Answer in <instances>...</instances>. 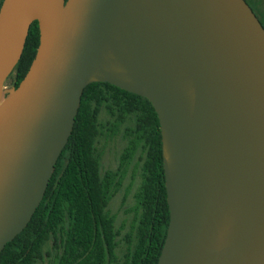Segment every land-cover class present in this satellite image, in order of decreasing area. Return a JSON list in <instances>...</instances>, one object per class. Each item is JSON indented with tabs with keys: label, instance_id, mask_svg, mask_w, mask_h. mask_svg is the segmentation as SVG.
<instances>
[{
	"label": "water",
	"instance_id": "water-1",
	"mask_svg": "<svg viewBox=\"0 0 264 264\" xmlns=\"http://www.w3.org/2000/svg\"><path fill=\"white\" fill-rule=\"evenodd\" d=\"M34 20V57L6 89ZM92 82L157 114L169 219L155 264H264V26L246 0L1 1L0 251Z\"/></svg>",
	"mask_w": 264,
	"mask_h": 264
},
{
	"label": "trees",
	"instance_id": "trees-1",
	"mask_svg": "<svg viewBox=\"0 0 264 264\" xmlns=\"http://www.w3.org/2000/svg\"><path fill=\"white\" fill-rule=\"evenodd\" d=\"M2 0H0L1 3ZM39 42L37 21L31 22L20 58L14 66L13 87L26 73ZM11 72V73H12ZM103 106L117 124L132 115V138L121 154L124 164L140 146L144 153L135 198L136 217L122 236L125 252L116 254L119 231L106 206L120 179L118 170H99L95 148L97 113ZM169 219L162 167L159 121L150 102L108 82L87 84L66 144L45 192L30 220L0 251V264H36L51 240L50 264H155Z\"/></svg>",
	"mask_w": 264,
	"mask_h": 264
},
{
	"label": "rangeland",
	"instance_id": "rangeland-1",
	"mask_svg": "<svg viewBox=\"0 0 264 264\" xmlns=\"http://www.w3.org/2000/svg\"><path fill=\"white\" fill-rule=\"evenodd\" d=\"M259 21L264 26V0H247L246 1ZM13 81V72L9 74L4 82V88L8 89ZM134 126L132 115L127 116L125 120L117 124L114 117L101 106L97 113L98 133L95 139V148L99 156V170L102 174L106 170H118L120 183L116 191L110 197L106 209L114 216V225L118 229V245L116 254L119 261L122 260L125 252V241L122 236L131 228L136 213L134 209V194L138 189L141 181V169L144 153L139 146L131 157L120 165L121 154L128 145L132 136L126 133V129ZM51 240H48L44 246L46 252L43 259L38 260L36 264H50L52 260Z\"/></svg>",
	"mask_w": 264,
	"mask_h": 264
},
{
	"label": "flooded vegetation",
	"instance_id": "flooded-vegetation-1",
	"mask_svg": "<svg viewBox=\"0 0 264 264\" xmlns=\"http://www.w3.org/2000/svg\"><path fill=\"white\" fill-rule=\"evenodd\" d=\"M247 1V0H246ZM13 83V82H12ZM11 83V86L10 87H12L13 86V84Z\"/></svg>",
	"mask_w": 264,
	"mask_h": 264
}]
</instances>
